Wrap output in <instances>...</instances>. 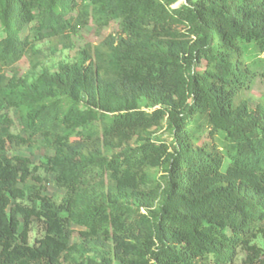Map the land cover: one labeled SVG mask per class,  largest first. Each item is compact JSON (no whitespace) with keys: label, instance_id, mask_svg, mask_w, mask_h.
Here are the masks:
<instances>
[{"label":"trees","instance_id":"trees-1","mask_svg":"<svg viewBox=\"0 0 264 264\" xmlns=\"http://www.w3.org/2000/svg\"><path fill=\"white\" fill-rule=\"evenodd\" d=\"M0 28V264H264V0H0Z\"/></svg>","mask_w":264,"mask_h":264},{"label":"rangeland","instance_id":"rangeland-1","mask_svg":"<svg viewBox=\"0 0 264 264\" xmlns=\"http://www.w3.org/2000/svg\"><path fill=\"white\" fill-rule=\"evenodd\" d=\"M182 2L178 3L175 7L180 6ZM119 31V24L117 21L112 22L106 29H104L102 35L100 37L96 36V28L95 26L88 27L86 29H83L80 34L76 37L72 38L73 42V48L70 50H54L51 44L48 41H40L38 43L39 49L41 51V63L42 66L38 68L37 70H32L31 66L29 64V61L27 59H23L19 63V67L21 68V74L29 76L30 78L37 77L41 72L43 71H56L58 68V65L60 63L64 62H73L75 60V54L76 52L82 48L84 45L88 43H99L102 41L104 37H106L109 34L117 33ZM3 37V34L1 32L0 28V39ZM264 94V84L260 85L257 89H255L251 95H250V106L252 109H255L258 105L259 98ZM5 113L8 114V116L12 119L14 122V125L12 127V131L14 133H19L20 131V121L18 114L15 110L5 109ZM158 136H162L166 139L167 135L164 133H159ZM21 156L28 157L32 160L34 165L38 167V173L37 176H39L43 181L45 185V193L51 197L54 198V200L57 203H60L64 193L56 188L54 185V177L47 171L46 168L42 166V161L46 157H50L53 155V152L46 149H32V148H24L19 153ZM28 186L35 185V182L33 180L27 181ZM75 230H79V228L74 227ZM42 236V227L38 223H34L32 226V231L30 234V242H34L36 238H39ZM77 237V235H75ZM245 258V255L240 252L237 256L236 260L232 264H243V260Z\"/></svg>","mask_w":264,"mask_h":264}]
</instances>
